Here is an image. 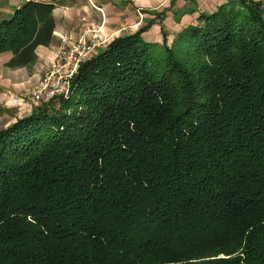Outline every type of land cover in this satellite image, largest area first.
I'll return each instance as SVG.
<instances>
[{"label": "trees", "instance_id": "1", "mask_svg": "<svg viewBox=\"0 0 264 264\" xmlns=\"http://www.w3.org/2000/svg\"><path fill=\"white\" fill-rule=\"evenodd\" d=\"M53 7L0 16L10 65L50 43ZM262 15L225 0L171 44L149 21L0 128V264H264Z\"/></svg>", "mask_w": 264, "mask_h": 264}, {"label": "crops", "instance_id": "2", "mask_svg": "<svg viewBox=\"0 0 264 264\" xmlns=\"http://www.w3.org/2000/svg\"><path fill=\"white\" fill-rule=\"evenodd\" d=\"M25 1L28 0H0V16L6 17ZM33 1L54 4L52 16L55 27L50 43L38 45L35 48L34 61L27 65L12 66L9 64L12 53L0 52V109L7 117V123L3 127L30 113L31 109L38 105L30 102L17 107L12 98L23 96L48 71L58 48L75 43L79 38L90 39V27L100 28L98 37L104 40L103 47L115 37L134 33L144 21H152L150 27L142 34L144 38L160 43L162 29L168 42L181 29L195 24L200 12L210 13L225 0H175L173 4L170 0Z\"/></svg>", "mask_w": 264, "mask_h": 264}, {"label": "built area", "instance_id": "3", "mask_svg": "<svg viewBox=\"0 0 264 264\" xmlns=\"http://www.w3.org/2000/svg\"><path fill=\"white\" fill-rule=\"evenodd\" d=\"M263 8L264 0H255ZM90 39L79 38L77 42L58 48L50 62L48 71L29 88L23 96L12 98L15 105L30 102H47L52 98L66 95L70 88V80L77 71L79 64L95 53L104 44L98 37L100 28L90 27Z\"/></svg>", "mask_w": 264, "mask_h": 264}, {"label": "rangeland", "instance_id": "4", "mask_svg": "<svg viewBox=\"0 0 264 264\" xmlns=\"http://www.w3.org/2000/svg\"><path fill=\"white\" fill-rule=\"evenodd\" d=\"M161 5V4H160ZM130 11L131 12H133V10L132 9H130ZM136 14H137V12H136ZM137 15H139V14H137ZM145 23L143 24V25H145L146 23H147V21H144ZM142 25V26H143ZM139 26V25H138ZM100 33V32H99ZM175 38V36L173 37V39ZM173 39L170 41V39L168 40V44H171V42L173 41ZM111 41V40H110ZM109 41V42H110ZM101 47H102V45H101ZM101 47H99V48H101ZM98 48V49H99ZM98 49H96L95 50V52L98 50ZM41 102H39L38 104H40ZM17 107H20V105H18ZM16 106H15V108H17ZM6 118L7 117H5L3 114H2V112H1V109H0V128H2L6 123H7V121H5L6 120ZM13 123V122H12Z\"/></svg>", "mask_w": 264, "mask_h": 264}]
</instances>
